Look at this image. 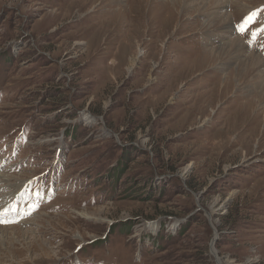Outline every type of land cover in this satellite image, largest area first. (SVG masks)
I'll return each instance as SVG.
<instances>
[{"label": "rangeland", "instance_id": "374dc122", "mask_svg": "<svg viewBox=\"0 0 264 264\" xmlns=\"http://www.w3.org/2000/svg\"><path fill=\"white\" fill-rule=\"evenodd\" d=\"M127 1L0 0V210L35 199L0 223V264H264V106L228 108L261 85L193 118L236 64L199 55L219 44L196 8L150 37L110 19ZM224 1L233 27L264 5Z\"/></svg>", "mask_w": 264, "mask_h": 264}, {"label": "bare ground", "instance_id": "6f19581e", "mask_svg": "<svg viewBox=\"0 0 264 264\" xmlns=\"http://www.w3.org/2000/svg\"><path fill=\"white\" fill-rule=\"evenodd\" d=\"M128 1L126 2L125 6L116 10L114 15L110 19L119 15L118 17H116L114 19L116 23H117V21L119 24H121V22L124 23V21L130 22V23H132V21H133V23H134V21L135 22L139 21L140 23H142L143 21L146 20L145 19V15H146V16H148V18H150L149 23H148L149 25L147 26V34L150 37L154 36L155 29H156L154 27V25H156V24H158L159 28H161V29L163 28V30L165 32H172V31H174L172 29L175 28V30H176L175 32L178 33L182 27V25L179 23V22H181V19L183 18L182 14H184V12L188 11L191 8H194V9L196 8L198 10L197 13H199L200 15H203V17L207 18V23H208L207 26L209 27L210 34L211 33H217L218 34V36L215 38V41L219 44L218 46H216L215 50H211V51L208 50L207 52L204 51V52H201L199 55L208 56V55H213L215 53V56L219 59L218 70H219V72H222V73L226 70L227 67L232 66L233 64L234 65L236 64L237 67L233 71H229L230 73L228 72L225 74V76H223L225 82H224V85L222 86V88L220 87L221 89L217 88L219 85V82L221 81V78H222V77L219 78V75L216 79H214V81H216L214 84L208 83L211 78L210 79L207 78V80H204L205 82H203V85H204V83L205 84L208 83L207 85H209V86L213 85V89L208 93L212 94L213 92L216 91L215 92L216 98L215 99L210 98L211 101H209V102H203V99H201L200 104H202V105L199 107V108H201L200 112L198 111L197 113L194 112V114H191V115H193L192 116L193 118H194V116L195 117L197 116V118H199L201 120V119L205 118V116H207L208 112L210 111L209 110L210 108L213 111L215 104L217 102H219V100H222L226 95H229L232 93L233 88H234L233 87L234 82H236L238 89L240 87L245 88L244 89V95H246V96L248 95L247 91H251L252 88L254 89L255 87L257 88V86L261 85V87H260L261 92L259 93L260 99L258 97L246 98V99L238 97L237 99H235L230 104V106L228 108L234 110L235 114L238 113V111L240 110L241 112H239L240 113L239 115L243 114V116L245 118V117H247V110L251 111L253 109L254 105L256 106V104H260V107L264 106V60L261 58L260 55H258L256 53H249L247 46L242 42V40L239 38V36H236L235 30L233 27L232 17H231L232 15H229V13H227L225 11L227 3L224 0H156V1H153V0H133L132 2H130V1L128 2ZM115 3L116 2L114 1V4ZM113 6L115 7V5H113ZM110 7H111V5H110ZM137 8H139V11H137L138 10ZM180 8H182L184 10L181 12L182 13L181 17H179ZM196 9H195V11H196ZM111 11L113 12L114 10L112 9ZM143 11H145V12H143ZM176 23H177V25H176ZM116 25L117 24H115V26ZM140 25H143V24H140ZM122 28H123V26H122ZM134 28H136V27H134ZM115 33H121V32H119L117 30V28L115 27V28H113V30H111L110 36L115 35ZM118 35H116V36H118ZM134 36H135V34H134ZM138 38H139L138 36L137 37L135 36L134 39H135V41L137 39V41L140 42L138 40ZM211 40L213 41V39H211ZM137 41H136V44H138ZM145 51L147 52L146 49H145ZM141 53H142V50L140 48L136 50L137 56H140ZM148 54H150V53H147V55ZM152 54H150V55H152ZM147 55H145V58L147 57ZM133 56H135V55L133 54ZM133 56L131 55L130 58H131V62L134 63V61L136 59L134 60ZM181 60H182L181 62L184 63L183 65L185 67L188 68L189 65H191L190 61H189L190 58L189 59H183L182 58ZM195 60H197V59H195ZM143 62H144V60H143ZM143 64L144 65H142V68H144L148 65L147 62H144ZM196 66H197V68H199L202 65H196ZM191 71L192 70L190 69L189 72H191ZM239 81H240V83H239ZM241 83H243L244 85L241 86L240 85ZM217 91H219L218 94H217ZM241 96H242V94H241ZM243 97H245V96H243ZM241 99H243V100H241ZM206 101H207V99H206ZM241 101H243V102H241ZM239 107H240V109H239ZM262 119H264V111H260L256 115L252 114L250 116V118L248 119V125L251 124L249 131H252L251 127L256 126L255 125L256 122H259V120H262ZM261 134H263L262 136L264 137V131ZM257 135H258V132L256 135H252V137L257 136ZM208 137H209V135H208ZM263 137H261V140ZM212 138L213 137H211V139ZM249 142H250V140H249ZM224 144H225L224 139H221V145H224ZM259 144H261V142ZM244 145H245V143H244ZM244 145L243 144L240 145V150H243ZM247 153H249V151ZM224 155H225V149H224ZM26 195H27V191L25 189V186L21 187V189L14 192L13 194L12 193L10 194L9 198L11 199L12 197H14L13 199L15 201L13 204L10 205V207H9L10 210H7L5 212L6 217H3L4 220L8 219L7 222L10 221L11 220L10 218H12L14 213L19 214L21 216H24L23 215L24 214L23 207L21 205L23 200L19 203V199L20 198L24 199V197ZM26 202H28V204L29 203L34 204L35 199L33 197L26 196L24 199V204ZM16 203H19V206H20L19 209H17V210H15V208L17 207ZM13 205L15 206L14 209L12 208ZM3 210H4V208L1 209L0 211H3ZM7 213L8 214L11 213L10 218H8Z\"/></svg>", "mask_w": 264, "mask_h": 264}, {"label": "snow or ice", "instance_id": "6c2138e0", "mask_svg": "<svg viewBox=\"0 0 264 264\" xmlns=\"http://www.w3.org/2000/svg\"><path fill=\"white\" fill-rule=\"evenodd\" d=\"M247 29L246 28H243L241 31L242 32H244V31H246ZM5 215V212H3V211H0V223H6L7 221H5L4 219H3V216Z\"/></svg>", "mask_w": 264, "mask_h": 264}]
</instances>
